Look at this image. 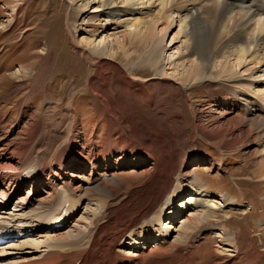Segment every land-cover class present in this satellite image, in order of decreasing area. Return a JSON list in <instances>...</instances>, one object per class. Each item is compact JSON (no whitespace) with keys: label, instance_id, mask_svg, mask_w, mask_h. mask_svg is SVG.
Wrapping results in <instances>:
<instances>
[{"label":"bare ground","instance_id":"1","mask_svg":"<svg viewBox=\"0 0 264 264\" xmlns=\"http://www.w3.org/2000/svg\"><path fill=\"white\" fill-rule=\"evenodd\" d=\"M92 3L100 4L98 8L95 7L92 10V14L108 12L106 16L109 20L114 19L117 27L126 28L124 37H129L131 44L152 47L148 52L146 62L163 79H166L164 67H170L172 63L165 65L161 61L160 57L165 47L161 51L158 50L160 41L158 45L155 43L157 41H154L156 29L162 26L158 33L160 36L163 35L161 38L163 42L169 31L177 29L172 41L178 40L179 42L183 39L179 46L181 53L177 59L181 62H177L181 64V68L179 67L181 74L176 76L174 72L172 73L174 78L171 79H175L177 82L175 84H179L182 90L189 83L205 86L214 84L212 101L215 100L223 119V122L218 121L219 128L222 129L219 136L215 134L218 139L216 146L223 144L222 140L225 137L233 136L234 140L231 145L225 147L231 150L240 138L251 136L254 130L255 137L258 136L260 139L264 136V86L257 90V94L245 90L248 86H253L255 82L264 81V0H126L122 4H119L117 0H93ZM169 13L171 16H166ZM175 13L179 15L178 19L176 18V24V19L172 17ZM135 15L141 16L133 20L128 19V16ZM152 15L154 17L149 19ZM161 19H165L164 23L160 21ZM159 22L160 25H158ZM108 37L105 35L98 41L87 43V51L98 58V63L93 64L97 67L94 77L97 83L89 82L92 92L97 96L96 113L108 122L100 148L93 144L92 139L85 138L82 140L80 150L77 151L79 144L73 142V133L66 135V139L63 140L71 142V145L67 148L66 144H59L50 158L45 157L42 151L34 157L25 154L24 147L26 146L24 145V150H15L16 152H10L4 148L5 146L0 148V187L5 185L2 190L0 188V206L3 209L14 198L13 204L19 208L18 212L9 210L0 212L4 216L0 217V231L17 228L23 233H34L38 239H44L43 243H35V239H30L18 240L14 244L6 245L0 251V264H143L144 259L153 252L152 249L160 248L159 252H162L163 247L167 248L170 244L173 249L178 247L177 244H173V241L170 242L172 233L178 232L179 236H187L200 226H202L201 229L208 227L210 228L208 230L212 231L218 224L203 226L204 222L211 224L210 222H215L214 220L220 218L225 220L227 218V214L224 213L225 208L242 206L234 204L233 199L227 195H222L219 200L210 197L206 188L199 187L185 175L173 176L172 171H162L160 159L155 162L151 155L145 156L143 148L136 142V139L130 138L122 130L123 123L127 125L128 120L118 106L121 101L113 98V91L119 87H113L109 78L117 74L121 89L128 91L131 97H144L146 101H151V97L146 86L141 85L143 81L130 78L129 74L123 72L124 70L117 64H113L115 68L105 67V65L112 64L110 61H113L115 57L114 50L108 51L111 45ZM124 42L123 38L118 42V46L124 52V65L129 68L126 70L131 72L132 64L127 62L131 60L130 53L124 49ZM49 59L50 56L44 59L43 70L48 68ZM141 60H138V64ZM245 64L252 65L254 69L250 67L248 69L250 72L246 71L247 77L242 79L243 77L235 74L234 68L242 69ZM172 68L174 70L176 67ZM229 68L232 70L228 71ZM133 70L137 71V68ZM212 71L213 74H211ZM259 72L263 79H254L256 73ZM45 73L46 71L39 72L34 76L36 79L30 85L31 89L26 95L27 101L39 92L40 82L38 80L41 81ZM211 106L212 104H208V108ZM67 110L68 114H73L70 107ZM232 113L235 115L242 113L244 116L243 118L234 116L230 118ZM259 130L263 133L257 135ZM215 136L213 139H216ZM255 153L260 159L257 164L261 168L257 176L264 180V147ZM13 162L16 163V167L12 165ZM125 163H131L135 168L144 165L141 168V172L145 171L142 177L151 183H157L158 188L156 192L152 190L155 192L152 199L147 196L150 199L148 201L145 198L148 202L145 201L146 203L144 202L138 208L133 207L134 212L131 207L135 205L127 201L115 209L109 206L113 205L112 201L103 202L100 196L88 193V191L97 189L98 186L95 185L100 179L111 178L110 181H104L108 183V186L117 184V182L126 185L134 175L126 176L118 173L122 167L124 168ZM210 165H213V162H210ZM133 168L128 169L130 173L135 170ZM86 170L88 173L85 172ZM158 170L162 172L163 178L156 180L155 174ZM151 183L147 184L145 190L150 189ZM25 187V195L19 196L20 191ZM32 189H38L46 197L40 200H30V196L35 195ZM187 189L190 195L175 204V198L181 195L182 191L185 193ZM145 190H142V193ZM104 192L108 193L102 190L100 194L105 195ZM164 197H166L165 200ZM86 198L93 202L97 212L90 214L91 218L86 225V231L79 233L84 236V232H90L91 229L94 233H102L96 235L104 236V238L89 236L86 243L73 241L64 246L55 247L52 239L61 238L63 233L60 229ZM134 198H138V195L137 197L134 195ZM65 201L69 206L64 205ZM104 206L106 207L103 209ZM119 208L126 213L124 219H121L117 213L106 223L103 222L99 226L92 225L93 218L102 209L104 212L106 210L116 211ZM185 209L189 210L185 213L184 219L180 223L175 221V217L177 218ZM150 215L151 217L147 219ZM55 216L57 218L51 221ZM58 221H65L60 228L55 227ZM208 230L201 234L205 235L202 241L188 243L169 256L177 254L171 262L169 257L164 262L167 264H198L199 261L201 264H264V249L262 248L264 241L261 237L252 238L249 243L250 249L246 251L244 243L237 242L235 237L234 239L227 236L221 238L216 235L213 239L219 238L217 245L210 248L212 236ZM151 240L154 242L151 243L153 247L151 245L147 247ZM178 240L182 239L177 238V243ZM87 244L90 246L85 252L84 247ZM122 247L132 248L133 251H130L131 249L127 252L120 251L118 248ZM184 247L189 249L187 255L182 253ZM25 249L29 252L23 253ZM4 250L8 253H4ZM18 252L27 254L31 258L18 255ZM242 252L245 253L244 259ZM9 256H12L10 260L7 259ZM155 264H163V262Z\"/></svg>","mask_w":264,"mask_h":264},{"label":"rangeland","instance_id":"2","mask_svg":"<svg viewBox=\"0 0 264 264\" xmlns=\"http://www.w3.org/2000/svg\"><path fill=\"white\" fill-rule=\"evenodd\" d=\"M124 1L126 0H117L119 4ZM92 2L93 0H0V148L5 146L4 148L10 152H16L21 151L24 145L26 146L25 150L23 149L25 154L34 157L42 151L45 157L50 158L59 144H66L67 148L71 145V142L63 140L66 139V135L72 133L74 134L73 142L79 144L77 151L80 150L83 144L82 140L85 138L92 139L93 144L100 148L108 122L96 113L97 96L92 92L89 82L97 83L94 80L97 67L93 64L98 63V58L87 51V43L98 41L108 35V42L111 44L108 51L114 50L115 57H113V61H110L112 64L105 65V67L115 68L113 64H117L124 70L123 72L129 74L130 78L143 81L141 85L146 86L151 97V101H146L144 97H131L128 91L121 89L117 74L109 78L113 87H119L113 91V98L121 101L118 106L128 120V122L126 121L127 125L123 123L122 130L130 138L136 139V142L143 148L145 156L151 155L155 162L160 159L162 171H172L173 176L185 175L199 187L206 188L210 197L219 200L222 195H227L233 199L234 204L242 205L225 208L224 213L227 214L225 220L220 218L214 220L215 222H210L211 224L204 222L203 226L218 224L212 231H209L208 227L201 229L202 226H200L199 229L187 236H179L178 232L172 233L170 242L173 241V244H177L178 247L173 249L170 244L167 248L163 247L162 252H159L160 248L152 249L153 252L144 259L143 264L160 262L167 264L164 261L183 246L202 241L205 235L201 234L206 230L212 236L210 248L217 245L216 242L219 238L213 239L216 235L221 238L227 236L234 239L235 237L237 242L244 243L246 251L250 249V240L255 236L261 237V240L264 241V180L257 176L261 168L257 164L260 159L255 155L256 151L264 147V136L260 139L258 136L255 137L254 130L251 136L240 138L231 150L225 147L231 145L234 140L233 136L225 137L222 140L224 145L216 146L218 139L215 134L219 136L222 129L219 128L218 121L223 122V119L215 100L212 101L214 84L205 86L189 83L182 90L179 84H175L177 83L175 79H171L174 78L172 73L175 72L176 76L181 74V62L177 59L181 53L179 46L183 39L179 42H177L178 40L172 41L177 29L173 27L174 29L167 35L165 33L164 42L161 41L163 35L160 36L158 33L162 26H158V30L156 29L154 41H157L156 45L160 43L158 50L161 51L165 47V51L160 57L161 61L165 65L172 63L170 67H164L166 79H163L146 62L148 52L152 47L150 45L144 47L142 44L138 47L136 44H131L129 37H124L126 28L117 27L114 19L109 20L106 16L108 12L92 14V10L100 6V4L94 5ZM139 16H128V19L133 20ZM166 16L169 17L171 14ZM178 16L175 13L172 17L178 19ZM150 17L148 18L152 19L154 16ZM154 21H156L155 18ZM160 21L164 23L165 19ZM123 38L125 39L124 49L130 53L131 60L127 62L132 64L134 69L137 68V71H134L133 68L131 72L126 70L129 68L124 65V52L118 46V42ZM48 56H50L48 68L43 70L42 64ZM140 59L142 60L138 64ZM172 67L176 68L172 70ZM250 67L254 69L252 65L245 64L242 69L234 68V72H238L235 74L244 79L248 75L246 71L250 72L248 70ZM231 70V68L228 69V71ZM44 71H46L44 77L41 81L38 80L40 82L39 92L27 101L26 95L31 89L30 85L36 79L34 76ZM213 73L212 71L211 74ZM260 76H262L260 72L256 73L254 79H263ZM176 81L179 80L176 79ZM263 86L264 81L262 80L258 83L255 82L251 87L246 86L245 90L257 94V90ZM208 104H212V106L208 108ZM69 107L73 110V114L67 113ZM233 114H230V118H233L232 116L243 118L244 116L242 113ZM262 133L263 131L259 130L257 135ZM214 136L216 139H213ZM219 140L221 139L219 138ZM210 162H213V165L209 166ZM13 163L12 165L16 167V163ZM143 166L135 168L133 164L125 163L124 168L122 167L118 173L126 176L134 175L126 185L117 182V184L108 186V183H104V181H110L109 177L110 179H100L95 185L98 186L97 189L92 190L93 192L88 191V193L100 196L103 202L112 201L113 205L109 206L115 209L127 201L135 205H131V210L134 212L133 207L138 208L145 201L148 202L158 189L157 183H151L142 177L145 172H141ZM132 168L135 170L130 173L128 169ZM85 172L88 173V170ZM162 176V172L158 170L155 179L159 180L163 178ZM150 183L152 184L150 189L145 190L147 184ZM4 186L0 187L1 190ZM25 190L26 187L20 191L19 196H24ZM102 190L108 192L107 194L104 192L106 196L100 194ZM142 190L146 192L142 193ZM32 193L35 195L30 196V200H40L46 197L38 189H32ZM134 195L135 197L138 195V198H134ZM187 195H190L188 189L185 190V193L182 191L181 195L175 198V204ZM165 199L166 197H164ZM64 205L69 206L66 201ZM5 209L14 212L16 208L10 202ZM103 209L93 218V226L108 222L117 213L121 219L126 216V213L122 212V208L104 212ZM188 210L185 209L178 215L179 217H175V221L180 223ZM76 211L72 220L68 222L70 224L62 229L61 238L52 239L55 247H61L73 241L86 243L89 236L104 238V236L96 235L102 233H94L91 229L90 232H84V236L79 233L86 231V225L91 218L90 214L97 212L96 206L91 200L84 199ZM54 219L56 217L52 221ZM253 229L254 231H252ZM177 238L182 240H178L177 243ZM27 239H35V243H43L44 240L36 237ZM152 242L153 240L147 247H150ZM262 244L264 249V242ZM89 246L90 244H87L84 247L85 252ZM118 249L123 252L130 249L133 251L129 247ZM27 252H29L28 249L23 251V253ZM4 253L7 254L8 251L4 250ZM18 253V255L31 258L27 254ZM182 253L187 255L189 249L184 247ZM244 256L245 253L242 255L243 259ZM176 257L177 254L172 255L169 257V261L171 262ZM11 258L12 256L7 257L9 260ZM198 264L201 262L199 261Z\"/></svg>","mask_w":264,"mask_h":264}]
</instances>
